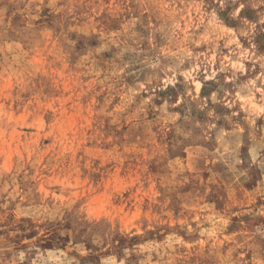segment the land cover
<instances>
[{
  "label": "rangeland",
  "instance_id": "rangeland-1",
  "mask_svg": "<svg viewBox=\"0 0 264 264\" xmlns=\"http://www.w3.org/2000/svg\"><path fill=\"white\" fill-rule=\"evenodd\" d=\"M0 264H264V0H0Z\"/></svg>",
  "mask_w": 264,
  "mask_h": 264
}]
</instances>
